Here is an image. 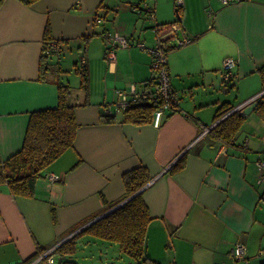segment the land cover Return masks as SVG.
Instances as JSON below:
<instances>
[{"label":"crops","instance_id":"0c3cea01","mask_svg":"<svg viewBox=\"0 0 264 264\" xmlns=\"http://www.w3.org/2000/svg\"><path fill=\"white\" fill-rule=\"evenodd\" d=\"M181 2L39 0L27 6L0 0L2 160L21 148L30 113L57 104V82L69 70L63 55L71 57L74 71L85 59L87 75L84 91L74 72L79 90L70 95L78 124L73 147L49 166L32 198L15 197L0 185V264H47V252L58 264L55 249L118 204L125 194L123 174L141 164L153 177L143 193L152 218L148 264H264V203L256 164L264 118L254 112L264 94L257 72L264 64V0ZM48 22L61 56L51 57L59 70L48 59L41 77ZM171 25L178 29L176 36L168 34ZM115 35L125 37L130 47L115 46V61L109 63L106 36ZM183 37L191 42L175 47V39ZM159 41L169 48L167 68L179 110L165 114L159 128L124 123L122 113L113 123H103V111L115 109L118 91H140L155 79L149 49ZM226 58L237 61L233 89L223 81ZM232 93L242 101H233ZM224 102L245 116L234 145L210 134ZM182 156L185 168L170 174ZM50 174L59 179L51 182ZM238 243L246 248L243 259L233 255ZM85 245L95 247L87 253L95 264H119L117 244L89 236L79 238L75 254L62 261L69 257L79 264ZM129 264L135 263L130 259Z\"/></svg>","mask_w":264,"mask_h":264},{"label":"trees","instance_id":"16d2710c","mask_svg":"<svg viewBox=\"0 0 264 264\" xmlns=\"http://www.w3.org/2000/svg\"><path fill=\"white\" fill-rule=\"evenodd\" d=\"M20 1L31 6L39 0ZM52 40L48 22L44 31L40 58L41 77L48 70L50 63L47 60L51 58L44 56L43 50ZM55 42L58 44L57 41ZM75 67V73L80 77V88L86 91V69L85 67L79 68L77 64ZM257 72L264 90V64ZM153 81L154 79L150 80L145 88H150ZM224 83L230 89L235 88L233 79ZM57 92V104L54 107L30 113L21 148L5 160L0 157V185L5 184L9 193L15 197L32 198L35 194L37 181L45 177L49 166L74 145L78 124L75 117V105L69 102L70 87L58 81ZM263 98L264 94L256 99L254 109V112L261 118H264ZM148 101L143 100L128 106L122 113L123 122L133 125L152 123L155 106ZM235 107L232 102H224L215 111L214 122L216 124L210 134L224 144L234 145V139L245 122L242 112L233 111ZM114 118L115 115L105 114L103 111V123H113ZM185 165V158L182 156L170 167L168 172L177 174L185 168ZM122 180L125 188L123 199L119 202L120 204H112L108 207V209H116L58 246L54 251L56 254L61 258L72 256L77 251V240L83 236H89L117 244L120 253L129 257L135 264H148L145 254L146 238L152 218L143 199V193L153 177L148 168L141 164L124 173ZM58 264L77 263L68 257Z\"/></svg>","mask_w":264,"mask_h":264},{"label":"built area","instance_id":"2783aa9c","mask_svg":"<svg viewBox=\"0 0 264 264\" xmlns=\"http://www.w3.org/2000/svg\"><path fill=\"white\" fill-rule=\"evenodd\" d=\"M223 3L227 4L232 0H221ZM178 4H182L181 0H178ZM178 29L175 25H171L168 29V34L176 36ZM106 38L110 41L105 50V59L112 63L115 61V46H120L122 48L130 47L129 41L120 35H115L110 39L109 36ZM191 40L187 37L180 39H175V47H182L190 43ZM138 46L142 49H146L143 43H139ZM152 55V69L156 73L153 84L147 88H144L140 91L132 88L131 91L124 92L118 91V99L115 103V109L108 107L104 110L105 114L115 115L117 113H123L128 106L131 104L139 103L143 100H149L148 102L153 103L155 106L153 112L152 125L155 128H159L162 125L165 114L174 113L179 110L180 99L178 94L173 90L170 83V76L167 68V46L163 41H159L158 44L151 49H149ZM43 54L46 57H56L60 58L61 49L60 46L55 41H50L47 43L46 48L43 50ZM86 64L85 59H81L78 63L79 68H84ZM237 65V61L232 58H226L223 61V80L228 82L230 79L234 78V69ZM245 145V144H244ZM245 147H247L245 145ZM260 147L261 152L259 159L256 161V164L261 172L257 185L261 186V195L262 202L264 203V133L260 136ZM46 178L51 182L57 181L59 178L53 174L46 175ZM246 253V248L243 244L238 243L233 248V255L237 259H243ZM263 254V252H261ZM43 259L47 264H54V259L51 252L45 253Z\"/></svg>","mask_w":264,"mask_h":264},{"label":"rangeland","instance_id":"374dc122","mask_svg":"<svg viewBox=\"0 0 264 264\" xmlns=\"http://www.w3.org/2000/svg\"><path fill=\"white\" fill-rule=\"evenodd\" d=\"M71 57L67 54H64L63 55V63H61V67H62V64L64 65V68L67 69L68 67V71L67 72H64L63 75H65L62 83L63 85H67L70 87V95L74 94L76 91L79 90V77L74 73V69L70 68L73 66L72 62H71ZM50 62L51 64H55L54 67L56 69V72L59 70V66L57 65V59L56 58H50ZM224 61V60H223ZM222 68H223V63H222ZM66 71V70H65ZM232 96H233V101H236L237 103H239V101H242L240 100V96H237L235 95V93H232ZM234 96L238 97V98H234ZM71 97V96H70ZM235 99V100H234ZM73 100V99H72ZM69 102H70V98H69ZM244 128L241 129L240 133L241 134L243 132ZM80 249H84L86 251H84V254L79 256V264H95L96 260L92 259V255L91 254H87L88 251H93L95 250V247L90 245L87 247V245L81 247ZM121 258L115 260L116 263H119V264H129L130 262V259L129 257H127L126 255H120ZM55 264H57V262H55Z\"/></svg>","mask_w":264,"mask_h":264},{"label":"water","instance_id":"95a60500","mask_svg":"<svg viewBox=\"0 0 264 264\" xmlns=\"http://www.w3.org/2000/svg\"><path fill=\"white\" fill-rule=\"evenodd\" d=\"M252 108H253V105L250 106L248 109L251 110ZM248 109H246V110L244 111L245 114H248V112H249ZM234 111H235V110H234ZM114 209H116V208L111 209L109 212H111V211L114 210ZM109 212H108V213H109ZM105 215H106V214H105ZM105 215H104V216H105ZM61 261H62V258H59V259H58V262H61Z\"/></svg>","mask_w":264,"mask_h":264},{"label":"bare ground","instance_id":"6f19581e","mask_svg":"<svg viewBox=\"0 0 264 264\" xmlns=\"http://www.w3.org/2000/svg\"><path fill=\"white\" fill-rule=\"evenodd\" d=\"M58 42V41H57Z\"/></svg>","mask_w":264,"mask_h":264}]
</instances>
